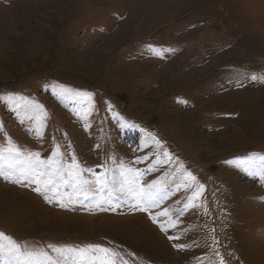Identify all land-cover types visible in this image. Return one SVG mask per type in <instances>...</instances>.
Returning a JSON list of instances; mask_svg holds the SVG:
<instances>
[{
	"label": "rangeland",
	"instance_id": "obj_1",
	"mask_svg": "<svg viewBox=\"0 0 264 264\" xmlns=\"http://www.w3.org/2000/svg\"><path fill=\"white\" fill-rule=\"evenodd\" d=\"M259 7L264 0H0V245L67 256L64 264L76 254L55 248L90 244L122 250L129 264H220V256L264 264V82L250 78L264 76ZM149 45L167 51L157 56ZM64 88L91 93L93 104L61 95ZM152 136L197 178L191 187H179L177 165L157 164ZM56 145V159L66 165L75 154L91 169L83 179L106 174L115 189L103 201L109 210L71 185L60 191L75 203L61 208L35 185L11 182L20 175L14 158L47 159ZM128 167L156 181L178 229L166 234L130 208L127 186L120 191ZM56 213L98 222L82 229L50 218ZM167 235L188 247L177 250Z\"/></svg>",
	"mask_w": 264,
	"mask_h": 264
},
{
	"label": "snow or ice",
	"instance_id": "obj_2",
	"mask_svg": "<svg viewBox=\"0 0 264 264\" xmlns=\"http://www.w3.org/2000/svg\"><path fill=\"white\" fill-rule=\"evenodd\" d=\"M149 51L154 55H161L162 52H166L167 49H157L152 45H149ZM251 80L255 81L259 79L261 82H264V76L257 77L252 75ZM65 93L68 94V97L74 101H86L88 104H93V98L91 93H82V92H72L69 89H61V95ZM12 99V98H9ZM186 103V102H185ZM35 107L41 108L42 105L38 103L35 104ZM135 127V125H133ZM151 136V134H149ZM42 136V134H41ZM152 141L156 144L157 148L161 149L163 158H160L159 153H157V164L160 165H171L175 164L178 166V169L184 174L179 177L180 184L179 187L187 188L192 185L186 182H196L197 178L191 173L184 169L183 163L178 160H174L172 154L166 149H163V146L155 136H152ZM8 152H14L15 157L22 156L18 150L7 149ZM61 156L60 146L56 145L55 149L51 155L47 158H41L40 152L29 153L28 157L24 159L14 158L13 166L18 165L20 167V175L17 179L12 180V183L22 184L27 186L28 184L35 185L32 189L36 193L44 194V198L49 203L56 202L61 208H66L69 206V203H75V201L69 200L68 203H65L62 198V193L60 191V185H71L74 190L84 199H87L89 195L97 196L100 198V207L101 211H107L108 208L103 206V201L106 195H110L115 189L109 188L110 182L108 181L106 174L96 175L93 181L83 179L82 173L85 171H91V169H85L81 167L80 162H78L75 154L71 155L70 163L64 164L62 160L56 159ZM144 159H148L147 156ZM141 158L137 157L134 163H140ZM237 167H245L246 164L244 161H239L236 165ZM97 167H102L98 165ZM55 169L54 176L51 173V170ZM0 175H5V173H0ZM121 175L124 177V184L121 185L120 191H123L124 185L127 186L128 191L131 193V199L135 202L130 205V208L138 211L140 213L146 214L153 223L158 224L160 230L164 233H169L170 229H178L179 224L173 218L171 210L167 206L162 205L164 199L163 196L159 195L158 190H155L154 186L156 181L151 183L145 182L141 179L143 173L134 167L124 168ZM176 177L174 176V179ZM83 185H89L88 188H83ZM204 191V186L199 185V190L195 193V196L198 198ZM51 192V197L46 193ZM111 208V204H109ZM115 211L114 208H112ZM167 238L170 241H175L173 247L177 250H184L188 247L185 243L181 242V237L179 235H167ZM214 239V238H213ZM51 247V246H50ZM55 252L60 253L61 256L67 253H75L77 259L73 261V264H129V260L125 259V256L121 254L122 250H117L113 247H102L99 244H90L87 248L80 249H61L55 248ZM43 257V260H36L34 262V257L36 256ZM127 256L132 257L133 253H126ZM217 256H220V253H216ZM68 257L64 256V261H67ZM64 261L52 259L47 252L34 253L30 251H22L15 242L10 241V246L5 247L0 245V264H64ZM220 264H225L223 256H220Z\"/></svg>",
	"mask_w": 264,
	"mask_h": 264
},
{
	"label": "bare ground",
	"instance_id": "obj_3",
	"mask_svg": "<svg viewBox=\"0 0 264 264\" xmlns=\"http://www.w3.org/2000/svg\"><path fill=\"white\" fill-rule=\"evenodd\" d=\"M259 5H260V3H259ZM238 6V5H237ZM240 7V6H239ZM260 8V13H263L264 14V9L263 8H261V7H259ZM257 9H258V7H257ZM240 11V10H239ZM259 12V11H258ZM246 14V13H245ZM264 17V15H261L260 17ZM255 18V17H254ZM258 18V17H257ZM259 19V18H258ZM262 20H264V19H262ZM263 27V26H262ZM261 27V28H262ZM261 32H263V34H264V28H262L261 29ZM21 192L22 191H19V190H10L9 192H8V194L10 193L12 196H17L18 194H21ZM5 193V192H4ZM9 194V195H10ZM23 194V193H22ZM54 216H56V217H60L61 219H60V221L61 222H65V223H69V222H72V223H75L76 221L78 222V221H80L81 222V226H82V229H94L93 227H94V225L95 224H97V222H98V219H97V217H88V216H80V217H76V216H74V215H64V214H62V213H59V214H53V216H50V218H53ZM55 217V218H56ZM104 221L105 222H108L107 224H108V227H112L113 229H115V228H118V226H116V225H113V224H115V223H110V221H106V220H104V219H100L99 220V223H102V224H105L104 223ZM97 226V225H96ZM148 237H149V239L150 240H154V238L155 239H157L156 237H154L152 234H151V232H148ZM158 240V239H157Z\"/></svg>",
	"mask_w": 264,
	"mask_h": 264
}]
</instances>
